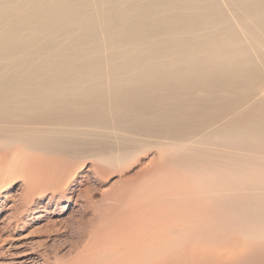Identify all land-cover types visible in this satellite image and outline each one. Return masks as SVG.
Returning a JSON list of instances; mask_svg holds the SVG:
<instances>
[{"label":"bare ground","instance_id":"1","mask_svg":"<svg viewBox=\"0 0 264 264\" xmlns=\"http://www.w3.org/2000/svg\"><path fill=\"white\" fill-rule=\"evenodd\" d=\"M262 125L264 0H0L2 142L61 154L145 135L200 153Z\"/></svg>","mask_w":264,"mask_h":264},{"label":"rangeland","instance_id":"2","mask_svg":"<svg viewBox=\"0 0 264 264\" xmlns=\"http://www.w3.org/2000/svg\"><path fill=\"white\" fill-rule=\"evenodd\" d=\"M260 130L200 153L145 135L61 154L0 141V264H264Z\"/></svg>","mask_w":264,"mask_h":264}]
</instances>
